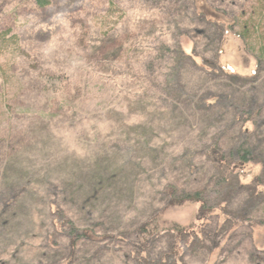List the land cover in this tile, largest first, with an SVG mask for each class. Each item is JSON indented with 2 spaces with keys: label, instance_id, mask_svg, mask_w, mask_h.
I'll use <instances>...</instances> for the list:
<instances>
[{
  "label": "rangeland",
  "instance_id": "1",
  "mask_svg": "<svg viewBox=\"0 0 264 264\" xmlns=\"http://www.w3.org/2000/svg\"><path fill=\"white\" fill-rule=\"evenodd\" d=\"M262 4L55 0L39 11L30 0H0V29L12 28L19 42L18 53L13 49L0 58V194L6 185H16L18 196L12 207L0 200V264H175L161 260L170 249L167 237L143 252L146 263L132 243L140 225L162 208L164 186L174 183L191 192L205 187L214 170L204 155L198 153L193 166L188 157L176 156L199 149L217 128L210 119L198 126L184 119L159 126L164 110L141 100L148 85L139 67L154 58L161 43L172 48L182 43L206 59H218L226 74L255 77L251 49L258 52L260 45L252 37L243 42L238 34L245 23L255 24L259 36L264 33V19L258 27L255 18ZM201 18L225 21L221 53L218 33ZM181 69L177 87L185 97L215 86L189 63ZM109 147L115 151L107 153ZM259 171L250 166L241 174L226 208L264 222V196L251 192ZM99 172L109 180V190L84 204V186ZM57 208L79 228L87 227L92 209L101 223L96 233L107 239L71 246L65 233L55 232ZM196 210L186 205L169 211L165 220L187 227ZM218 222L216 215L209 217L208 239L185 248L181 264H264V227L239 224L230 230Z\"/></svg>",
  "mask_w": 264,
  "mask_h": 264
},
{
  "label": "trees",
  "instance_id": "2",
  "mask_svg": "<svg viewBox=\"0 0 264 264\" xmlns=\"http://www.w3.org/2000/svg\"><path fill=\"white\" fill-rule=\"evenodd\" d=\"M30 1L35 9L43 11L49 8L55 0ZM263 6L264 4L260 9L255 10V18L257 17L259 21L258 27H261L264 19ZM201 20L215 28L219 35L218 39L221 45L219 53H221L224 35L227 31L223 24L225 21L212 22L206 21L204 18ZM257 31L258 28L255 24L252 23V26H249L245 23L243 34H238L239 40L246 42L247 37H252L253 42L260 45L258 52L251 49L253 57L256 55L254 62L257 64L258 73L255 77L226 74L222 72L218 59L215 62L206 59L198 55L195 49L182 48V43L173 48L161 43L159 50L155 52L156 55L151 54L154 58L150 57L149 52V56H147L150 57L149 60L142 67L140 65L139 70L146 77V86L148 85V89L141 94V100L147 107L152 102L164 110L162 112L164 114L157 117L159 126L167 127V122H171L170 120H172L171 125H174L178 119H184L192 125L198 126L199 123H208L210 119L214 127L216 126L217 133L212 135L199 149L188 150L185 152L186 154L176 156L177 160L188 157V163L193 166L195 165L193 159L196 155L203 154L212 164L213 175L211 178L208 177L205 187L200 191H185L174 183L163 187L160 191L163 200L162 208L140 225L136 232L137 242L132 243L139 261L146 263L148 259L143 252H146L161 237H167L170 241V249L162 254L161 260L181 264V256L185 248L201 245L208 239L209 234L205 229V224L213 215L219 219L220 226L230 230H235L239 224L264 227V222L246 218L242 215L243 211L235 214L226 208L229 197L227 194L242 183L241 174L244 175L250 166L260 170L251 181V192L255 197L264 196V191L262 192L263 176L261 175L264 172V93L262 94L260 91L263 89L264 92V33L259 36ZM244 47L249 53V43ZM13 49H16L18 53V37L13 34L12 28L3 31L0 29V58ZM153 60H158V64ZM186 63H189L194 70L206 75L215 86L203 88L199 95L185 97L184 93L179 91L177 83L179 74L182 72L180 66ZM210 81L209 84H211ZM64 103L66 104L67 101ZM235 128H237L238 134ZM231 131H234L232 137L235 138L230 148L224 150L221 146ZM112 149L113 147H109L106 150L107 153L115 151ZM125 149L126 152L123 149L122 156L127 157L130 153L128 148ZM106 184H109V180L102 177L100 172L93 175L91 181L84 186L83 203L85 204L88 200L90 202L97 201L100 195L109 190L106 189ZM15 186L6 185V189L4 188L0 194V200L5 208L12 207L13 203L17 202ZM20 192H23L22 189ZM210 196H214L212 202L209 201ZM251 203L252 201L245 203V208H249ZM186 205L197 206L190 225L185 227L165 220L169 211L180 209ZM55 213V232L56 234L65 233L71 246L80 240L100 242L107 239L106 236H99L96 233L95 228L101 223L95 218L92 209L86 213L87 227L85 228L77 227L65 217L60 209L57 208Z\"/></svg>",
  "mask_w": 264,
  "mask_h": 264
}]
</instances>
